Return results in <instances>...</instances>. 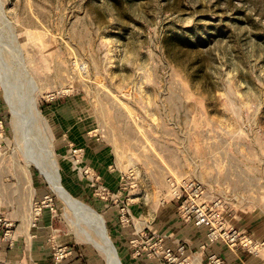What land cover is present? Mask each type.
Wrapping results in <instances>:
<instances>
[{"label": "rangeland", "instance_id": "1", "mask_svg": "<svg viewBox=\"0 0 264 264\" xmlns=\"http://www.w3.org/2000/svg\"><path fill=\"white\" fill-rule=\"evenodd\" d=\"M0 106L6 157L45 192L34 222L51 211L98 264V220L121 263L83 137L112 154L129 204L179 203L195 182L224 218L264 226V0H0ZM50 160L94 214L53 190L35 164Z\"/></svg>", "mask_w": 264, "mask_h": 264}, {"label": "crops", "instance_id": "2", "mask_svg": "<svg viewBox=\"0 0 264 264\" xmlns=\"http://www.w3.org/2000/svg\"><path fill=\"white\" fill-rule=\"evenodd\" d=\"M4 113L0 106L1 123ZM6 137L4 126H0V264H98L90 252L58 236L51 211L44 210L38 222H34V204L44 198L45 192L36 174L32 171L27 174L19 161L6 157ZM82 140L83 143H77ZM74 142L76 149L82 150V163L89 168L92 178L111 192L104 195L106 198H100L97 209L107 218L122 264H165L147 255L146 250L140 256L135 253L138 247H144V236L163 238L164 247L172 249L176 255L179 246L184 245L188 256L185 264H208L211 255L219 256L224 264H264V246L250 252L241 247L232 248L221 240L211 242L206 228L181 220L177 201L166 203L152 196L145 202L129 204L130 194L122 192L126 188H122V178L113 168L112 154L98 139L90 141L83 137ZM126 202L131 224L125 227L120 222L119 208ZM224 219L253 242H264V226L260 220L247 216L235 222ZM59 248H67L71 254L60 260L56 256Z\"/></svg>", "mask_w": 264, "mask_h": 264}, {"label": "built area", "instance_id": "3", "mask_svg": "<svg viewBox=\"0 0 264 264\" xmlns=\"http://www.w3.org/2000/svg\"><path fill=\"white\" fill-rule=\"evenodd\" d=\"M77 151L82 152V150ZM185 193V195L176 193L175 196L180 201L179 215L181 220L185 223H194L198 228H206L208 239L211 242L221 240L232 248L241 247L250 252H256L261 246H264V242L255 243L244 232L229 226L222 216V212H219L218 204L209 206L202 200L203 190L198 183L191 182L185 188ZM120 222L125 227L131 224V216L126 209L121 210ZM143 240L145 242L144 247H138L135 252L139 256L142 255V251L145 252L146 250L147 255L158 258L165 264H185L188 260L187 249L184 245L179 246L176 255L172 249L164 247L163 238L144 236ZM70 254L71 251L67 248H59L56 252V256L60 260L67 258ZM208 264H224V262L219 256L211 255Z\"/></svg>", "mask_w": 264, "mask_h": 264}, {"label": "bare ground", "instance_id": "4", "mask_svg": "<svg viewBox=\"0 0 264 264\" xmlns=\"http://www.w3.org/2000/svg\"><path fill=\"white\" fill-rule=\"evenodd\" d=\"M33 109L36 108L34 107ZM13 111L15 117H18L17 115L18 112L14 110V106H13ZM35 164L39 166V168L42 170V173L45 175L46 179L48 180L53 190L59 195V197L63 200L64 203H66L68 207H71V209L73 208L76 211H80L81 209L85 213L94 214V212L86 208L82 202L76 201L68 195V193L65 191V189L62 187L60 183V179L57 175V170L55 169L54 166L51 167V164L53 165V162L51 160L49 162L47 161L46 164L39 162L37 163L35 162ZM49 164L51 168L48 169ZM96 225H97L96 228L98 229L100 234L101 241H94L95 245L99 247V249L102 251L105 257H107V262H109V264H119L117 260V256L115 254V248L111 243L110 237L105 232L103 224H101L98 220Z\"/></svg>", "mask_w": 264, "mask_h": 264}, {"label": "water", "instance_id": "5", "mask_svg": "<svg viewBox=\"0 0 264 264\" xmlns=\"http://www.w3.org/2000/svg\"><path fill=\"white\" fill-rule=\"evenodd\" d=\"M119 261H120V259H119ZM120 263H121V261H120ZM122 264V263H121Z\"/></svg>", "mask_w": 264, "mask_h": 264}]
</instances>
